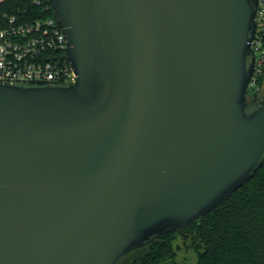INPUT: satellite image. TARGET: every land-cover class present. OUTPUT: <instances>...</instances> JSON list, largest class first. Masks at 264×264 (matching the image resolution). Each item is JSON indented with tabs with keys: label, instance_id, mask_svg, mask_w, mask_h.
Listing matches in <instances>:
<instances>
[{
	"label": "water",
	"instance_id": "95a60500",
	"mask_svg": "<svg viewBox=\"0 0 264 264\" xmlns=\"http://www.w3.org/2000/svg\"><path fill=\"white\" fill-rule=\"evenodd\" d=\"M49 1L77 79H0V264H117L263 166L258 0Z\"/></svg>",
	"mask_w": 264,
	"mask_h": 264
},
{
	"label": "trees",
	"instance_id": "16d2710c",
	"mask_svg": "<svg viewBox=\"0 0 264 264\" xmlns=\"http://www.w3.org/2000/svg\"><path fill=\"white\" fill-rule=\"evenodd\" d=\"M11 16L24 22L55 18L49 0H0V24ZM259 35L264 49V30ZM254 77L255 83L247 92L250 99L260 95L264 60L261 72ZM174 234L190 239L197 254L196 264H264V164L249 182L215 209L127 253L117 264H182L177 261Z\"/></svg>",
	"mask_w": 264,
	"mask_h": 264
},
{
	"label": "built area",
	"instance_id": "2783aa9c",
	"mask_svg": "<svg viewBox=\"0 0 264 264\" xmlns=\"http://www.w3.org/2000/svg\"><path fill=\"white\" fill-rule=\"evenodd\" d=\"M256 20L258 29L252 44L257 54L254 75L261 72L264 60L259 35L264 30V0H258ZM254 75L251 83H255ZM0 79L76 81L77 74L67 55V40L55 18L24 22L11 16L0 24Z\"/></svg>",
	"mask_w": 264,
	"mask_h": 264
},
{
	"label": "rangeland",
	"instance_id": "374dc122",
	"mask_svg": "<svg viewBox=\"0 0 264 264\" xmlns=\"http://www.w3.org/2000/svg\"><path fill=\"white\" fill-rule=\"evenodd\" d=\"M261 95L264 96V82L261 85L260 95L258 96ZM249 97L251 98V96ZM173 238L174 247L178 252L177 261L182 264H196L197 254L191 245L190 239L180 234H174Z\"/></svg>",
	"mask_w": 264,
	"mask_h": 264
},
{
	"label": "flooded vegetation",
	"instance_id": "af4514ba",
	"mask_svg": "<svg viewBox=\"0 0 264 264\" xmlns=\"http://www.w3.org/2000/svg\"><path fill=\"white\" fill-rule=\"evenodd\" d=\"M260 98H262L261 96H259ZM254 98V97H253ZM250 100H253V99H250Z\"/></svg>",
	"mask_w": 264,
	"mask_h": 264
}]
</instances>
